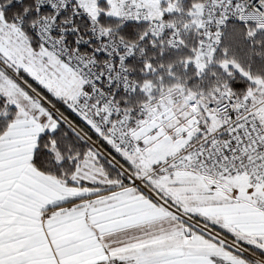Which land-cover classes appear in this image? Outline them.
Returning <instances> with one entry per match:
<instances>
[{
    "label": "snow or ice",
    "instance_id": "obj_1",
    "mask_svg": "<svg viewBox=\"0 0 264 264\" xmlns=\"http://www.w3.org/2000/svg\"><path fill=\"white\" fill-rule=\"evenodd\" d=\"M0 264H264V0H0Z\"/></svg>",
    "mask_w": 264,
    "mask_h": 264
}]
</instances>
